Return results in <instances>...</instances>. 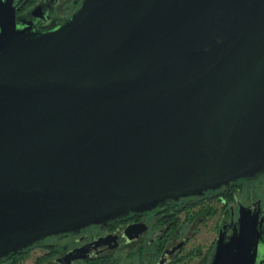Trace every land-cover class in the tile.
<instances>
[{
    "label": "water",
    "instance_id": "obj_1",
    "mask_svg": "<svg viewBox=\"0 0 264 264\" xmlns=\"http://www.w3.org/2000/svg\"><path fill=\"white\" fill-rule=\"evenodd\" d=\"M14 8L0 0V257L264 171V0H81L46 29ZM257 209L207 264H264Z\"/></svg>",
    "mask_w": 264,
    "mask_h": 264
},
{
    "label": "flooded vegetation",
    "instance_id": "obj_2",
    "mask_svg": "<svg viewBox=\"0 0 264 264\" xmlns=\"http://www.w3.org/2000/svg\"><path fill=\"white\" fill-rule=\"evenodd\" d=\"M68 1L73 4V11L59 14L58 7L66 9L64 4ZM80 1L12 0V3L18 22L32 18L37 29H46L74 12ZM44 5H48L46 14L42 9L32 14ZM252 204L258 208L256 219L262 245L264 171L208 190L201 196L170 200L152 210L132 211L105 223L48 236L0 257V264H207L218 236L228 237L237 231L240 208ZM35 250L41 253L27 263Z\"/></svg>",
    "mask_w": 264,
    "mask_h": 264
},
{
    "label": "rangeland",
    "instance_id": "obj_3",
    "mask_svg": "<svg viewBox=\"0 0 264 264\" xmlns=\"http://www.w3.org/2000/svg\"><path fill=\"white\" fill-rule=\"evenodd\" d=\"M72 0H70V2H71ZM71 4H72V2H71ZM71 4H69V1H68V3L67 4H64V7H65V5H66V9L69 11H67L66 9H64L63 7H62V5H60L59 7H58V10H57V12L59 13V14H69L71 11H73V9H72V7H73V4L71 5ZM66 12H68V13H66ZM39 253H41V250H35L32 254H30V257H29V259H28V261H26L27 263H29V261H32L34 258V256H36V255H38Z\"/></svg>",
    "mask_w": 264,
    "mask_h": 264
}]
</instances>
